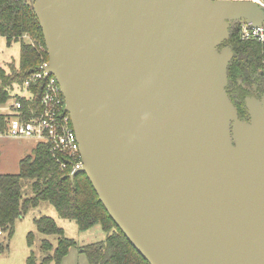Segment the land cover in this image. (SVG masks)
<instances>
[{
	"label": "water",
	"instance_id": "water-1",
	"mask_svg": "<svg viewBox=\"0 0 264 264\" xmlns=\"http://www.w3.org/2000/svg\"><path fill=\"white\" fill-rule=\"evenodd\" d=\"M84 173L150 264H264V93L231 100L230 0H30Z\"/></svg>",
	"mask_w": 264,
	"mask_h": 264
},
{
	"label": "trees",
	"instance_id": "trees-1",
	"mask_svg": "<svg viewBox=\"0 0 264 264\" xmlns=\"http://www.w3.org/2000/svg\"><path fill=\"white\" fill-rule=\"evenodd\" d=\"M0 36L7 40L9 46L14 43L21 45L19 64H11L9 70L0 68V105H4L12 99V87L23 85L43 63L48 62L49 57L45 50H39L40 47L46 48L43 31L33 7L26 0H0ZM26 38L30 41L27 42ZM225 46L234 52L228 70L227 92L242 119L245 99L258 92L260 95L264 93V45L244 41L238 24L233 22L230 39ZM44 84L45 81L32 84L28 97H14L22 103L26 115L32 109L36 115L41 114ZM10 117H0V130H6V120ZM61 161L68 163L63 158ZM71 172L72 167L61 168V162L53 156L47 142H39L33 155L21 161L19 174L0 175V228L5 238L10 240L13 237L16 222L31 207L49 203L61 218L75 221L82 232L101 227L105 233L104 241L90 244L82 250L90 264H150L111 218L87 175L80 173L72 180ZM24 182L32 184V198L24 199ZM36 225L45 235L59 236V243L54 248L50 241H43L45 258L38 262L35 254L31 253L27 264H51L53 261L61 264L76 242L66 238L64 230L51 218L41 217L36 220ZM29 239L32 244L31 235Z\"/></svg>",
	"mask_w": 264,
	"mask_h": 264
},
{
	"label": "rangeland",
	"instance_id": "rangeland-1",
	"mask_svg": "<svg viewBox=\"0 0 264 264\" xmlns=\"http://www.w3.org/2000/svg\"><path fill=\"white\" fill-rule=\"evenodd\" d=\"M30 1V0H26ZM26 41H30L26 38ZM40 46V45H39ZM19 43L8 45L7 40L0 36V67L9 70L11 64L16 66L20 61ZM39 50L46 51L47 48L41 47ZM48 54V52H47ZM11 91L12 99L7 104L0 105V117L6 116L12 111L15 103V96L22 95L18 85L15 84ZM243 120H248L246 108ZM39 141L35 139H11L0 138V175H17L20 173L21 161L32 156ZM34 196L32 184L24 182L23 197L29 199ZM41 217H48L57 223L64 230V235L68 239L76 242V245L70 249L69 254L61 264H90L83 247L90 244L100 243L105 239V233L100 226H96L89 231L82 232L75 221L63 219L56 209L49 203H41L39 207H31L26 215L18 220L15 225V233L9 240L4 235L0 237V264H27L31 253H34L38 262H41L47 255L42 250V243L45 240L50 241L54 248L58 246L59 236H48L41 233L36 225V220ZM32 236V244L29 243V237ZM51 264H57L52 262Z\"/></svg>",
	"mask_w": 264,
	"mask_h": 264
},
{
	"label": "built area",
	"instance_id": "built-area-1",
	"mask_svg": "<svg viewBox=\"0 0 264 264\" xmlns=\"http://www.w3.org/2000/svg\"><path fill=\"white\" fill-rule=\"evenodd\" d=\"M230 1L254 2L264 8V0ZM236 23L239 26L240 36L244 41L264 45V24L256 26L254 23L247 21H237ZM47 64L48 62L43 63L38 71L34 72L23 85H18L19 92L22 93L20 97L24 98L30 95L29 87L32 84L45 81L40 102L41 114L36 115L35 110L32 109L26 115L23 112L22 103L15 100L11 108L12 111L8 114L11 117L6 120V130H0V138L35 139L39 142H47L53 156L58 162H61V168L65 170L72 167L73 172L83 164L80 145L70 114L66 110L61 87L55 76L47 74L42 69ZM61 158L66 159L68 163L62 162ZM2 235L3 231L0 228V237Z\"/></svg>",
	"mask_w": 264,
	"mask_h": 264
},
{
	"label": "flooded vegetation",
	"instance_id": "flooded-vegetation-1",
	"mask_svg": "<svg viewBox=\"0 0 264 264\" xmlns=\"http://www.w3.org/2000/svg\"><path fill=\"white\" fill-rule=\"evenodd\" d=\"M262 95H263V94L260 95L259 92H258V93H256V95H254V96L260 98Z\"/></svg>",
	"mask_w": 264,
	"mask_h": 264
}]
</instances>
